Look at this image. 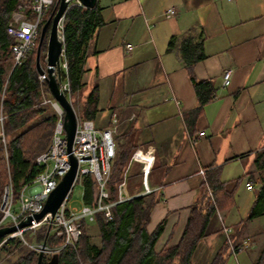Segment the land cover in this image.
<instances>
[{
    "label": "crops",
    "instance_id": "obj_1",
    "mask_svg": "<svg viewBox=\"0 0 264 264\" xmlns=\"http://www.w3.org/2000/svg\"><path fill=\"white\" fill-rule=\"evenodd\" d=\"M97 4L103 7L106 23L96 35L97 52L86 58L85 86L76 95L79 104L74 108L77 112L97 84L96 126L111 128L116 146L128 143L135 145L134 151L152 150L150 190L146 192L143 184L144 162L133 157L134 151L122 189L128 198L153 193L156 201L147 229L153 231L164 220L155 243L159 251L179 241L190 206L209 188L207 172L216 166L222 180L244 175L246 195L254 193V198L246 197L249 206L256 198L264 176V0H98ZM170 6L174 13H168ZM189 28L196 34L202 30L206 53L195 63L194 75L212 80L216 87V98L203 105L193 127L184 117L198 104L193 80L177 51L167 50L171 35L181 36ZM227 68L232 75L224 86ZM44 97L54 98L49 87ZM79 180L83 184L82 177ZM247 180H252V188L246 186ZM95 190L94 184L93 197ZM236 192L233 205L217 207L212 214L193 259L207 257L206 264L210 263L225 242L224 225L237 237L251 235L254 242H261L259 250L263 246L264 229L253 222L264 214L246 222L243 217L226 221L239 208ZM89 223L91 235L97 224Z\"/></svg>",
    "mask_w": 264,
    "mask_h": 264
},
{
    "label": "trees",
    "instance_id": "obj_2",
    "mask_svg": "<svg viewBox=\"0 0 264 264\" xmlns=\"http://www.w3.org/2000/svg\"><path fill=\"white\" fill-rule=\"evenodd\" d=\"M19 1L21 0H0V108L5 113L8 164L15 199H18L23 185L31 181L41 170L35 156L49 146L58 117L51 103L43 101L48 92V85L38 78L36 72L37 44L20 64L13 66L14 37L7 32V26L11 13ZM55 3L47 11L44 21L52 12ZM105 23L103 7L100 4L88 7L75 1L71 2L62 19L65 38L62 59L67 64L66 75L71 87L73 105L75 95H79L85 86L86 58L97 52L96 35ZM201 32L200 29L199 34H196L193 28H189L181 36L173 34L167 46L168 51H177L182 64L189 71L197 94L198 104L184 114L190 127L195 125L203 105L216 98L213 81L198 79L193 71L195 63L206 56ZM45 50L46 42H43L42 57ZM62 74L65 75L64 69ZM98 103L99 87L95 84L77 110L79 117L94 119L99 110ZM134 149L135 145L128 143H119L116 146L108 180L111 199L117 197L118 185L123 181L125 167ZM249 173L254 175L252 172ZM243 177L244 175L239 176L233 181L222 180L218 166L208 171L207 182L214 200L205 188L201 199L190 206L182 235L174 245L155 250V243L162 232L164 220L153 231H148L147 224L156 201L153 193H150L116 203L112 207L113 215L110 219H105L98 213L95 221L99 228L98 244L92 242L88 224L83 222L77 248L63 247L56 253H44L42 264H193L192 254L197 243L204 237L212 214L217 207L233 205L237 185ZM7 180V163L4 152L0 149V184L4 185ZM82 180L85 189L84 199L90 203L93 200L95 180L90 175L83 176ZM260 181L261 185L248 216L241 221L246 222L264 214V176ZM229 184L231 187H228ZM44 240L47 245L56 247L63 242V236L53 225L48 231V224H43L34 230L30 241L40 243ZM228 249L227 243L224 242L209 264H225ZM3 252L9 259L7 264H36L39 254V251L25 244L19 237L4 241L0 245V254ZM253 264H264V244Z\"/></svg>",
    "mask_w": 264,
    "mask_h": 264
},
{
    "label": "built area",
    "instance_id": "obj_3",
    "mask_svg": "<svg viewBox=\"0 0 264 264\" xmlns=\"http://www.w3.org/2000/svg\"><path fill=\"white\" fill-rule=\"evenodd\" d=\"M72 1L82 4L80 0ZM55 2L56 0H21L17 3L7 26V32L14 37L12 44L13 66L20 64L37 44L44 17ZM167 11L168 13H174L175 7L170 6ZM128 46L131 47L130 44ZM66 67V61L61 59V74L60 76L56 74V76L59 88L72 102ZM62 69L65 70V75L62 74ZM37 75L41 81H45L47 77L46 72L37 73ZM231 75L232 70L230 68L224 70L222 81L224 86L230 83ZM43 101L51 103L58 117L53 127L49 146L35 156V161L41 167V170L20 189L18 202L15 201V192L8 164L7 136L4 128L5 113L0 108V149L4 152L8 173L7 182L4 185L0 184V228L18 225L21 220H25L28 216L32 218L29 224L17 227L15 231L4 235L0 240V245L10 238L19 237L25 244L37 251L43 250L46 254H52L59 252L63 247L76 249L82 234V223L95 222L98 213H101L105 219L112 218V207L128 197L123 192L124 182L122 181L118 185L116 199H111L108 180L116 151L112 129L108 127L98 128L93 119L78 116L71 151H68L63 124L64 111L54 98L44 97ZM203 134L204 131L199 132V135ZM194 140L195 137H191V141ZM70 153L75 156L78 163L75 181L85 175H90L95 180L96 190L92 202H83L81 207L72 206L69 200L70 190L53 215L51 212H47L40 219H36L35 214L42 210L47 197L70 168ZM133 157L144 162L143 184L146 192H148L150 188L147 184V173L153 160L152 150L142 152L137 149L134 151ZM199 172L204 174V169L201 168ZM246 186L252 188V180H247ZM208 192L214 200L210 188H208ZM43 224L53 225L59 230L63 236V242L59 246L53 247L47 244L42 246V242H31L25 236V232L34 231ZM222 231L231 252L237 253L238 250L249 246V238L244 239L241 244L234 242L231 238L232 228L230 226L224 225Z\"/></svg>",
    "mask_w": 264,
    "mask_h": 264
},
{
    "label": "water",
    "instance_id": "obj_4",
    "mask_svg": "<svg viewBox=\"0 0 264 264\" xmlns=\"http://www.w3.org/2000/svg\"><path fill=\"white\" fill-rule=\"evenodd\" d=\"M84 6L93 7L97 4L98 0H80ZM71 0H58L55 4L52 12L44 21L39 40L37 43L35 68L37 73L46 72L47 77L45 79L52 96L61 106L64 111L63 124L67 139L68 151H71L78 115L68 97L59 88L57 76L61 74V59L64 53V32L62 29V19L67 8L70 6ZM47 34L46 50L43 56L45 65L41 63V46L45 35ZM77 160L73 154L70 153V168L59 180L56 187L47 197L42 210L35 214L36 219H40L45 213L51 212L53 215L66 195L71 190L77 174ZM31 216H28L25 220H21L18 225L3 226L0 228V238L4 235L15 231L17 227H23L31 222ZM51 225H48V231ZM46 244L45 240L42 242V246ZM43 250L39 251L38 260L36 264H42Z\"/></svg>",
    "mask_w": 264,
    "mask_h": 264
},
{
    "label": "rangeland",
    "instance_id": "obj_5",
    "mask_svg": "<svg viewBox=\"0 0 264 264\" xmlns=\"http://www.w3.org/2000/svg\"><path fill=\"white\" fill-rule=\"evenodd\" d=\"M47 34L45 35L43 42H47ZM42 42V43H43ZM42 47V46H41ZM44 56V54H43ZM44 62L43 57H42V63ZM43 65V64H42ZM75 106L76 108H78V104L79 101L75 95ZM54 108V107H53ZM83 184L81 182V180H76L75 185L72 189V193L69 196V200L70 203L72 204V206H77V207H81L83 204V198H82V194H83ZM246 188H245V180L244 178L240 181V183L238 184L237 187V201L239 203V208L236 210V212L234 213V217H233V213L229 214L227 217L226 221H238L239 219L246 218L248 216V213L250 211V204H248L246 197L247 196H252V198H254V193L250 192L249 194L246 195ZM16 202H18V199H15ZM238 223V222H237ZM89 224H95L93 223H89ZM253 225H257L258 229H264V216L259 217L256 219V221L253 222ZM264 231V230H262ZM34 231H27L25 232V236L30 240L32 238V233ZM91 232V238L94 242H97V244L100 242V236L98 235V228L97 225H93L92 229H90ZM231 238L234 240L235 243H239L241 244L242 241L246 238H249L248 240V244H249V248L248 249H242L240 251H237V253H233L231 252V248L230 246L229 249L227 250V256H226V263L225 264H253L254 261V257L257 256V253L259 251V247H260V243L254 242L253 238L251 237V235H245L243 237H237L236 235H234L232 233ZM225 240V238H224ZM225 243H227L225 241ZM228 245V244H227ZM5 253L3 252L2 254H0V264H7L9 259H7V257H5ZM11 256V255H10ZM15 257V256H12ZM207 257L203 260L194 258L192 256V263L193 264H206L207 263Z\"/></svg>",
    "mask_w": 264,
    "mask_h": 264
}]
</instances>
